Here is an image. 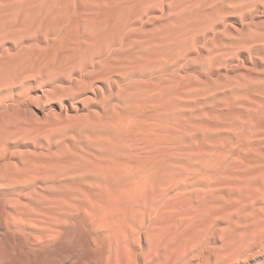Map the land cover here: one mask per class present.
I'll return each instance as SVG.
<instances>
[{"label": "rangeland", "instance_id": "obj_1", "mask_svg": "<svg viewBox=\"0 0 264 264\" xmlns=\"http://www.w3.org/2000/svg\"><path fill=\"white\" fill-rule=\"evenodd\" d=\"M60 1L64 16L50 27L37 16L52 15L54 2L0 0V264H99L81 260L75 245L99 237L93 248L105 256L114 246L105 227L91 226L93 212L66 222L61 237L46 212L59 214L64 195L87 202L123 190L119 182L131 180L110 176L111 162L125 165L123 153L147 144L142 161L159 149L171 160L135 196L142 204L127 256L264 264V0ZM128 3L138 10L135 34L108 46L121 71L108 80L79 64L63 67L53 36L85 35L87 19ZM175 37L184 45L158 57ZM132 119L153 134L125 136Z\"/></svg>", "mask_w": 264, "mask_h": 264}, {"label": "bare ground", "instance_id": "obj_2", "mask_svg": "<svg viewBox=\"0 0 264 264\" xmlns=\"http://www.w3.org/2000/svg\"><path fill=\"white\" fill-rule=\"evenodd\" d=\"M46 2L47 4H49L50 2H54L53 11L48 9L47 7V10L52 12V15H50L48 18H45L44 15L40 14L37 16V19L45 20L46 21L45 25L52 27L56 25V21L62 20L64 16L63 14L65 13V6L63 1L60 0H46ZM137 19H138V10L135 9L134 5L131 3L122 4L119 9L112 10L106 15L100 14L96 18L87 19L86 20L87 23L85 24V27L88 29L89 32L86 33L85 35L81 36L78 33L71 34L68 32H63V30H60L57 35L53 36L54 40L52 47L55 50H57L56 55H58V58H61L60 61H63V63H65L63 67H70V66L74 67L79 64L85 67V69H89V70L92 69L91 71L94 72L95 78L106 77V79L109 80L114 74L113 71L116 70L121 71L122 67L117 64L111 65V60L113 58L114 53L109 50L110 47L108 46H112V44H115L116 36H120L123 38V40H120L121 47L126 45L129 39L131 38V34H135L130 31L131 30L130 28L133 26L134 22ZM178 42L184 45L185 39H178L176 37L171 38L166 43L167 46H171V47L168 48L161 47L160 50H158L157 56L158 57L161 56V59H164L163 54L172 57L173 54L175 55L176 53L175 51L176 46L174 45H177ZM149 43L158 45V42H156L153 39H150L148 44ZM138 53L142 54L143 51H139ZM150 54L151 53H147L145 55L148 57ZM148 59H149V64H154L157 61L155 57H150ZM89 80L90 78L86 77L81 79L80 82L88 83ZM124 122L125 121H122L120 123V126L119 124L118 126L121 128V125H123ZM130 122L131 124L133 122L136 125V128L134 125L131 126L129 124L128 126H131L132 132L130 131V129L128 131L126 128L125 130H123L124 132H126L127 130L125 136H128L130 134L132 137L135 138L137 137V135L139 136L148 135L147 137H149L150 135L153 134L150 128L147 127L146 124L143 125L141 123L140 119H135V120L132 119L130 120ZM133 127L134 130L132 129ZM132 133L134 134V136L132 135ZM143 138L146 140L145 137ZM140 139L143 140L142 138ZM137 141L140 142V140ZM131 143L129 142L128 144L130 145ZM140 143L143 142L141 141ZM132 144L134 146V143ZM129 145L128 148L130 147L132 148V146ZM123 146L124 145H122L121 148ZM141 146L145 147L146 149L148 144L147 146L139 145L140 148ZM156 146L159 148L161 147L158 144ZM156 146L155 148H157ZM126 147L124 146V149L127 151ZM131 148L129 149V151L131 150ZM138 149L139 148L137 147L136 150ZM145 149H141L140 151L139 150L138 151L143 154L142 151H145ZM159 150L161 151V149ZM131 151L133 153L135 152L133 150ZM131 151L129 152L128 155L130 158L132 157V159L126 158L125 153H123L124 157H122V154L119 155L122 158L118 156L119 157L118 159H123V158L124 160L126 159L125 165H124V161L118 160L119 163L112 161L111 162L112 167L110 166V168L112 169L111 170L112 173H110V176L113 174L112 177H115L116 175V179L118 178V180H119L118 176L123 177V179L126 178L127 180H131L130 182L131 184H128L131 186V189L128 187V185H123V183L119 182L120 186H124L123 190H118L116 188L117 190L115 192L114 191L112 192V190L114 189L113 187V189L110 190L112 193L110 194L100 193L95 195V198L93 197L94 195L86 193L89 196L90 195L92 196L90 199H87V202H84L82 199H79L74 203H72L69 200V196L64 195L60 198L59 214L55 212V209H51V208L48 210V212H46V214L50 218L56 219V223H55V227L53 228V231H55L57 236L59 237H61L64 233L63 225L66 222L71 223L73 221H77L79 219L85 218L88 215L87 213L89 211L94 213V218L91 220L92 221L91 226L92 224H95L98 227H105L104 229L108 233V238L113 239L114 242V246H113V243H111L110 241V245H109L110 253L107 256H105L106 252L104 253V248L102 246H99L100 248L99 255L95 253L93 247L98 246L97 241L99 237L96 238L90 237L89 239H86L80 236L77 237V239H75L77 243L75 241L74 242L76 243L75 245L83 248L82 255L80 256L81 260L97 261L99 264H146L145 259L143 261L141 260L143 259V256H127L129 253L132 252L131 244L132 245L135 244V234H134L133 226L136 225L138 220L135 221L134 210L136 206L142 204V202L140 201L134 202V200L136 198L135 197L136 194H138V192L141 193V191L148 182L161 178V175L158 174V170L165 163L168 164V162L171 159H169V157L165 158L162 155L163 153L159 151L156 153L153 152L152 155L150 156L145 155L147 156V158L143 156L144 158L142 161L141 153L136 152L134 153L135 154L134 155L133 153L130 154ZM154 151H158V148L157 150L155 149ZM123 152L125 151L123 150ZM136 154H138L140 158H138ZM133 156H136L138 160L135 157L136 160L132 161L134 159ZM144 159H146L147 161L146 160L144 161ZM135 161H137L136 162L137 165L131 167L129 164L131 162L135 163ZM147 162H149L148 164H153L149 169H146L144 166L147 164ZM111 163L107 164L106 167V171H108L107 173L110 172L109 171L110 169H108L109 167L108 165H111ZM113 163L115 165H113ZM119 185L117 186L119 187ZM120 189L122 188L120 187ZM80 193H79L80 195H83L85 192L83 193L80 191ZM68 208L71 210L72 213L69 212L70 214H68L67 212ZM128 213L133 214L132 220L133 222L135 221L134 223L132 222L130 224L128 222L129 220ZM89 232H90L89 235H91V233H94L92 229ZM94 234L97 235V232ZM60 244L61 241H58L57 246L59 247ZM171 257L174 256H152V258L151 256H149V260L152 261L151 262L147 261V262H149V264H166L168 263L167 261H169V259H165V258L171 259ZM163 259L167 261L163 262Z\"/></svg>", "mask_w": 264, "mask_h": 264}]
</instances>
